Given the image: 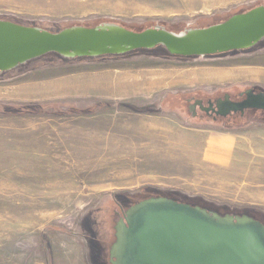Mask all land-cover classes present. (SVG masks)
Here are the masks:
<instances>
[{"label": "rangeland", "instance_id": "1", "mask_svg": "<svg viewBox=\"0 0 264 264\" xmlns=\"http://www.w3.org/2000/svg\"><path fill=\"white\" fill-rule=\"evenodd\" d=\"M260 6L0 0V20L50 33L106 23L179 33ZM231 86L264 88V41L205 58L163 47L98 58L51 53L0 74V264H109L115 199L124 206V195L264 211V129L208 135L171 110L170 96Z\"/></svg>", "mask_w": 264, "mask_h": 264}, {"label": "water", "instance_id": "2", "mask_svg": "<svg viewBox=\"0 0 264 264\" xmlns=\"http://www.w3.org/2000/svg\"><path fill=\"white\" fill-rule=\"evenodd\" d=\"M263 40L264 6L179 33L161 26L134 32L113 23L50 33L0 20V74L51 53L66 59L98 58L163 47L172 56L205 58L248 50ZM254 100L238 108L258 107ZM115 232L111 264H264L261 222L221 217L166 198L133 206Z\"/></svg>", "mask_w": 264, "mask_h": 264}, {"label": "flooded vegetation", "instance_id": "3", "mask_svg": "<svg viewBox=\"0 0 264 264\" xmlns=\"http://www.w3.org/2000/svg\"><path fill=\"white\" fill-rule=\"evenodd\" d=\"M175 101L171 107L172 113L177 120L187 121L195 129H214L220 134L228 132L252 134L254 128L264 129V88L257 86H231L214 89H199L187 94H175L170 96ZM260 99V100H254ZM254 100L258 107L238 108L245 102ZM231 109H237L233 111ZM148 197L124 195L127 201L121 205L116 198L113 211L114 232L117 224L125 219L126 212L133 206L148 199L166 198L180 202L174 195L151 193ZM132 201V202H131ZM129 203L128 207H125ZM193 207H200L209 213L218 214L221 217H248L261 222L264 225V211L258 208L237 209V208H216L202 201L186 202ZM118 220L115 222V218ZM116 236V232L114 234ZM116 241V237H115ZM115 243V242H114ZM113 243V244H114ZM112 244V245H113ZM112 247V246H111ZM108 263H110V256Z\"/></svg>", "mask_w": 264, "mask_h": 264}, {"label": "crops", "instance_id": "4", "mask_svg": "<svg viewBox=\"0 0 264 264\" xmlns=\"http://www.w3.org/2000/svg\"><path fill=\"white\" fill-rule=\"evenodd\" d=\"M195 131H198V132H202V133H205V134H210V135H228V134H220L218 132H215V131H209V130H195ZM216 138V137H215ZM215 141H213L212 143L216 144V146L214 148H220L218 146H223L224 144L221 143V141L219 142L218 138L214 139ZM220 140H223V139H220Z\"/></svg>", "mask_w": 264, "mask_h": 264}, {"label": "trees", "instance_id": "5", "mask_svg": "<svg viewBox=\"0 0 264 264\" xmlns=\"http://www.w3.org/2000/svg\"><path fill=\"white\" fill-rule=\"evenodd\" d=\"M264 41V40H263ZM11 108V107H10ZM21 108V107H20ZM15 109H19V108H15V107H13V110H15ZM21 109H24V108H21ZM51 110V109H54V110H57V109H59V107H58V105H51V106H47L46 107V110ZM23 112H25L24 110H22ZM25 113H27V112H25Z\"/></svg>", "mask_w": 264, "mask_h": 264}]
</instances>
